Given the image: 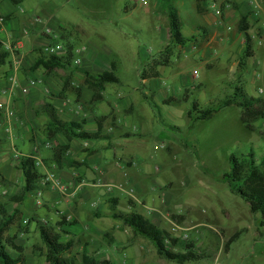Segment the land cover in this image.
Listing matches in <instances>:
<instances>
[{
	"label": "crops",
	"instance_id": "0c3cea01",
	"mask_svg": "<svg viewBox=\"0 0 264 264\" xmlns=\"http://www.w3.org/2000/svg\"><path fill=\"white\" fill-rule=\"evenodd\" d=\"M213 1L221 9V16H217L211 7ZM21 2L22 0H16V3L11 0H0V16L3 17V21H0V41L8 52L5 62L0 64V203L9 214H13L16 209L19 211L11 227L17 223L19 228L24 227V221L36 218L41 224L44 223L42 220L46 222L42 225L58 232L61 241L71 240L74 243V240H78L81 245L74 249L80 250L81 256L85 251L88 254L93 251L94 257L103 256L112 261V257L119 253L123 257L121 264L125 263L124 258H129L130 264H177L178 262L159 255L156 248L150 247L149 242L124 224L123 219L124 216L137 212L159 227L161 217L167 215L165 207L173 198L172 193L167 194L168 190H164L160 200L165 207L155 206L158 205L155 198L159 196L154 197V189L145 181L134 179L136 176L134 177L133 172L142 175H146V172L140 171L137 167V161L143 159L127 147L130 137L127 129L132 125L143 130L148 123L145 117L148 115L149 106L146 105L144 97L156 93L159 88L156 81L161 77L164 65L169 64V58L167 64L157 63L160 52L169 47V55H172V45H175L179 49L177 53L179 57L186 49L189 37L182 33L179 15L173 9L161 10L163 6L156 7L154 4V8L160 9L157 16L162 22L159 29L163 43L158 48V54H155L146 67L137 71L141 83L153 82V86L150 85L152 91L149 89L147 94L141 92L135 98L131 92H122L117 88L123 83L122 78L116 73L119 65L118 53L110 47L99 46L92 40L85 41L84 30L80 26H66L55 16L46 13L41 16L35 15L30 9L23 7ZM258 3L264 15V0H258ZM196 9L201 14L203 22L191 34L189 48L199 50L201 59L208 68H211L214 64L211 61L212 57L215 59L218 55L214 57L216 50L212 51L209 48L215 43L223 42L229 52L230 71L233 78L238 77L236 68L245 49V36L238 27L235 29V25L240 16H246L249 24L247 32H251L249 29L255 15L248 0H196ZM171 12H175L178 17L180 31L185 38L183 44L172 42L169 17ZM36 18L40 20L37 21ZM46 27L57 32V36L49 37L45 32ZM117 32L124 33L123 27H119ZM242 33L243 38H240ZM54 39L63 48L62 52L55 56H66L69 45L73 47L72 56L47 70L35 63L41 56H51L43 52V47ZM251 40L254 50L255 39ZM257 40L264 42V38ZM254 54L255 50L250 58H253ZM112 69L118 77V82L105 83L100 90V98L94 99V90L86 82V75H97ZM143 71L145 77H142ZM197 74V70H193L192 75ZM173 90L177 92L176 87H173ZM162 101L166 102V98L162 97ZM51 107L63 122L81 123L76 132H85L89 137L68 138L62 131L49 136L47 127ZM138 109L139 120L133 125L130 118ZM217 111H213L207 118L212 117ZM187 117L191 120L188 115ZM239 118L241 120V117ZM4 126H8L9 131H4ZM168 151L171 152L173 149L169 147ZM111 155L114 157L113 163ZM23 156L34 158L40 177L32 190L18 200L14 195H18L25 185V178L20 169ZM117 160L120 161L119 165L114 164ZM122 165H126L129 170L127 174L133 184L131 187L126 185L119 187V183L124 182L118 179L119 176L114 175L117 171L114 167ZM49 170L54 171L61 179L64 190L54 189L49 184L42 183V177ZM165 185L158 184L156 187L161 189ZM77 186L81 189L76 190ZM29 194L33 198L28 202ZM122 195L131 197L129 202H120L116 206L106 202L110 197ZM143 199L150 200V203L145 205V210L140 204ZM89 201L94 205L88 207ZM187 204V210L193 211V200ZM40 206L41 212L36 210ZM115 212L122 213V216L116 217ZM197 215L196 217L192 212V221L195 222L192 227L197 228L195 231L199 234L194 243L203 249L204 256L178 264L189 262L195 264L199 259L208 256V249H211L209 252L211 251L210 254L213 255L215 253L212 251L216 250V258L219 251L229 255L232 243L236 240L229 245L228 250H225L220 245V240L222 242L227 240L236 231L225 236L224 229L220 231V228L212 223L208 207L201 206ZM52 222H56L55 225ZM10 234H15V242L22 245L24 239L20 235H27V232L23 228L18 233L13 231ZM258 234L259 232L256 236ZM140 238L142 240L138 243ZM113 264L118 262L115 261Z\"/></svg>",
	"mask_w": 264,
	"mask_h": 264
},
{
	"label": "rangeland",
	"instance_id": "374dc122",
	"mask_svg": "<svg viewBox=\"0 0 264 264\" xmlns=\"http://www.w3.org/2000/svg\"><path fill=\"white\" fill-rule=\"evenodd\" d=\"M21 3L35 15L46 13L55 16L66 26H80L84 30L85 41L92 40L99 46L110 47L118 53L119 65L116 73L123 83L117 88L122 92H131L135 98L141 92L147 94V91L152 89L153 82L141 83L137 71L146 67L155 54H158V48L163 43L159 29L162 22L157 16L160 9L154 8V4L156 7L163 6L161 10L176 11L182 22V33L189 37V40L179 57L178 47L172 45L173 54L168 56L169 64L164 65L161 77L156 81L159 88L155 94H147V97H144L146 105L149 106L148 115L145 117V121L148 120L146 127L140 130L131 125L127 129L130 132L127 147L143 159L137 161V167L146 172V175L133 172L134 177L136 176L134 179H141L154 189V197L159 196L155 198L158 204L155 206L165 207L160 200L164 190H168L167 194H173L171 202L165 207L167 215L161 217L159 228L167 231L173 238L176 237L169 231L172 226L181 228L179 232H187L186 241H177L174 247H170L174 251H183L187 244L191 243L196 247L195 252L200 255L199 258L204 256L203 249L194 243L199 234L195 231L197 228L192 227V224L195 225L192 212L197 217L198 209L203 206L208 207L212 223L218 226L220 231L224 229L225 236L240 229L246 230H242L232 243L229 255L219 251L216 258V250L212 251L215 253L213 255L209 252L211 249H208V256L199 259L195 264H264L263 217L261 213H252L245 200L231 192L223 178V173L230 168L231 154L240 157L254 151L257 158L262 155L264 118L254 123L253 130H247L239 118L240 108L235 105L218 109L210 118L196 120L193 117L190 120L187 117V112L192 109L194 103L207 107L232 95L236 86H241L246 96L264 100V91L262 94L258 93L259 88L264 90V42L255 39L254 57L248 59L249 62L246 61L245 67L238 65L236 69L239 76L233 78L228 63L229 52L223 42L215 43L209 48L216 50L213 52L214 57L218 55L215 59L212 57L214 64L211 68L201 59L199 50L189 48L191 34L203 22L196 9V0H22ZM119 27H123L124 33L117 32ZM237 27L238 23L235 29H238ZM240 38H243V33ZM193 70H197L196 76L192 75ZM173 87L177 88V92ZM162 97L166 98V102H161ZM138 111L139 109L136 114L131 115L130 123L133 125L139 120ZM169 147L173 151H168ZM110 159L113 163V155ZM114 168L117 170L114 175L119 176L118 179L127 187H131L133 184L128 178L127 166ZM158 184L166 185L159 189L156 187ZM31 198L33 196L29 194L28 202ZM130 198L122 195L105 200L111 206H116L120 202H129ZM190 200H193V211L187 210ZM149 203V199H143L140 203L142 209L145 210V205ZM91 205L94 204L89 201L88 207ZM36 210L41 212L42 207H37ZM114 214L116 217L122 216L120 212ZM42 222L46 224L44 220ZM55 223L52 222L54 225ZM23 224L25 226L21 228L18 223L11 227L10 233H18L25 228L27 235H20L24 239L21 251L8 248L10 253L14 256L20 254L23 264H51L45 259L47 247L39 234L41 221L30 218ZM204 229L211 230L207 227ZM143 238L149 242L150 247L155 248L152 241ZM168 238L165 244L170 246L171 241ZM141 240L140 238L136 241L140 243ZM74 241L70 252L75 257V264H84L81 251L74 249L81 243ZM226 241L220 240L222 248ZM134 245L136 246V243ZM89 254L94 253L90 251ZM122 259L123 257L116 253L112 262L121 264ZM124 260V264H130L129 258Z\"/></svg>",
	"mask_w": 264,
	"mask_h": 264
},
{
	"label": "trees",
	"instance_id": "16d2710c",
	"mask_svg": "<svg viewBox=\"0 0 264 264\" xmlns=\"http://www.w3.org/2000/svg\"><path fill=\"white\" fill-rule=\"evenodd\" d=\"M11 1L16 3V0ZM169 17L172 42L183 44L185 38L181 34L177 15L175 12H171ZM248 27L247 17L240 16L238 28L240 31L244 32L245 36V49L238 63V65L242 67H245L247 59L252 57L254 53L252 40L247 32ZM72 50L73 47L69 45L66 56H41L36 60L35 64L42 65L45 69L50 70L60 65L65 59L70 58L72 56ZM169 53V47H165L160 52V58L157 60V63L166 64ZM7 56L8 52L4 49L0 41V64L5 62ZM142 77H145V71L142 72ZM86 82L94 90V99H98L100 98V90L103 85L105 83L118 82V77L114 74L112 69L97 75L87 74ZM230 104H235L241 108V121L249 130H253L254 123L257 120L264 118V100L246 96L241 86H236L232 95L216 103H212L207 107L200 108L197 103H194L192 109L188 112V116L190 118L205 119L209 117L213 111ZM192 114H195V116H192ZM49 117L50 122L47 127L49 136L54 135L58 131H62L66 133L68 138L72 136L80 138L89 137V134L85 132H76V129L81 127V123L63 122L57 117L52 107L49 111ZM229 163L230 168L223 173V178L227 181L230 190L240 195L245 200L252 213H261L264 222V151L259 158L256 157L254 151H250L240 157L231 154L229 156ZM20 169L25 178V185L18 195H14V198L18 200H21L27 192L32 190L34 184L40 177L36 169L35 160L31 156H23L21 158ZM18 212V209H16L13 214H9L4 205L0 203V264H23V257H21L20 254L14 256L8 250V248L15 251H21L22 249V246L15 242V234H10L9 232ZM123 220L124 224L131 227L135 233H139L141 236L152 241L157 253L169 260L185 263L187 261L196 260L200 256L196 254V247L191 243L187 244L183 251H174L170 247H174L178 239L171 237L167 231L159 228L140 213L132 212L124 216ZM241 232L242 230H238L227 239L224 244L225 250H228L229 245ZM39 234L42 242L47 247V252L45 254L47 262L51 264H75V257L70 252L73 244L71 240L61 241L60 234L53 230V228L45 225L39 226ZM167 238L171 241L170 246L165 244ZM82 262L84 264H113L108 258H96L93 255H89L86 251L82 255Z\"/></svg>",
	"mask_w": 264,
	"mask_h": 264
},
{
	"label": "built area",
	"instance_id": "2783aa9c",
	"mask_svg": "<svg viewBox=\"0 0 264 264\" xmlns=\"http://www.w3.org/2000/svg\"><path fill=\"white\" fill-rule=\"evenodd\" d=\"M248 4L251 6V11L255 15L254 20L251 23V29H249L251 32L248 34L250 35L251 39H262L264 38V15H262L261 7L259 6L258 0H248ZM211 7L214 9L217 16H221V9L216 5V3L213 1L211 3ZM37 21H39V18H36ZM0 21H3V17L0 16ZM248 31V29H247ZM46 34H48L49 37L55 38L57 36V32L53 31L51 28L46 27L45 28ZM63 48L62 46L54 39L52 42L46 44L43 47V52L50 55H58L62 52ZM196 73V71H195ZM263 89L259 88L258 93L262 94ZM4 131H9L8 126L3 127ZM115 165H119V161L117 160ZM42 183L43 184H49L51 188L54 189H62L64 190V185L60 178H58L54 171H47L45 175L42 177ZM110 186V185H108ZM118 186V185H117ZM120 186H125L124 183H119ZM80 186L76 187V190H80ZM130 191H132L131 188H129ZM40 194V192H38ZM179 230H182L178 226H172L170 233L178 239V241H186L188 239L187 232H179Z\"/></svg>",
	"mask_w": 264,
	"mask_h": 264
}]
</instances>
